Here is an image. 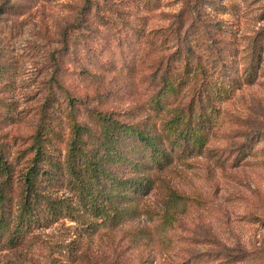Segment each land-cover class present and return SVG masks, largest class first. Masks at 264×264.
<instances>
[{"label": "trees", "instance_id": "1", "mask_svg": "<svg viewBox=\"0 0 264 264\" xmlns=\"http://www.w3.org/2000/svg\"><path fill=\"white\" fill-rule=\"evenodd\" d=\"M132 1L146 8L160 2ZM189 5L187 26L174 21L149 28L144 15L121 13L113 0H84L85 18L66 27L60 47L48 56L51 74L30 144L12 159L0 144V241L6 247L22 245L62 219L84 230L111 231L144 215L153 230L139 225L136 235L143 231L148 242L170 244L177 222L209 205L202 193L182 190L165 174L211 152L206 147L224 103L254 79L264 34L252 37L243 54L233 26L219 17L226 11L221 3ZM67 61L71 73L96 83L102 104L83 99L63 82ZM1 63L0 55V71L7 72ZM142 64L148 75L137 80L145 87L141 101L104 106L121 95L122 86H136ZM61 148L63 160L56 155ZM252 148L253 143H240L233 161L218 151L209 157L217 168L234 167L246 162ZM157 188L164 191L159 210L145 198Z\"/></svg>", "mask_w": 264, "mask_h": 264}, {"label": "rangeland", "instance_id": "2", "mask_svg": "<svg viewBox=\"0 0 264 264\" xmlns=\"http://www.w3.org/2000/svg\"><path fill=\"white\" fill-rule=\"evenodd\" d=\"M217 1L226 10L219 17L233 26L245 54L252 37L264 34V0ZM113 2L121 13L144 15L141 21L149 28L191 22L190 0H160L151 8L132 0ZM83 5L84 0H0V55L8 70L0 71V144L13 153L10 159L30 144L51 74L48 56L60 47L66 27L85 18ZM64 66L63 82L83 99L102 104L96 83L71 73L70 62ZM146 66L141 65L135 82L148 75ZM119 89L121 95L104 106L132 107L145 94L139 82ZM217 126L209 151L229 154L233 161L240 143H253V148L246 162L234 167L217 168L206 150L198 160L179 162L165 174L182 190L202 193L209 200L208 206L177 222L171 245L148 242L143 231L136 235L139 225L153 230L147 215L111 231L84 230L62 219L36 230V237L17 247L0 241V264H264V46L254 79L244 81L224 103ZM64 154V148L56 151L59 160ZM163 192L157 188L145 197L151 207L160 209Z\"/></svg>", "mask_w": 264, "mask_h": 264}]
</instances>
